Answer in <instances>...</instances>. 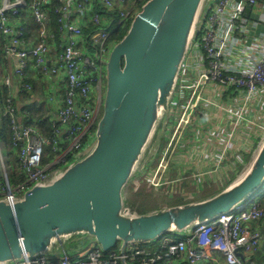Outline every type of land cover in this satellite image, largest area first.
Here are the masks:
<instances>
[{"label":"built area","instance_id":"2783aa9c","mask_svg":"<svg viewBox=\"0 0 264 264\" xmlns=\"http://www.w3.org/2000/svg\"><path fill=\"white\" fill-rule=\"evenodd\" d=\"M53 1L55 19L50 14ZM143 1L0 0V200L12 202L33 184L47 182L89 142L100 110L101 60L112 42L110 36ZM260 3L212 2L195 42L203 64L194 68L193 81L182 85L189 96L178 107L165 148L153 163L150 185L165 180L174 145L191 124L194 108L207 101L203 96L207 84H219L227 94L243 93L241 107L222 106L234 124L250 116L247 103L257 92H264V34L246 46L236 29L245 28L246 5L253 8ZM232 50L235 61L227 66ZM242 60L248 65L240 66ZM24 94H38V105L27 107L21 99ZM35 112L43 114L42 129ZM45 129H52L54 135ZM48 148L52 158L46 160ZM253 196L235 210L197 224L189 235H161L152 249L127 244L123 253L104 252L97 243H90L74 254L24 256L9 264H202L212 261L214 253L226 264H253L250 255L259 247L264 221L261 196Z\"/></svg>","mask_w":264,"mask_h":264},{"label":"water","instance_id":"95a60500","mask_svg":"<svg viewBox=\"0 0 264 264\" xmlns=\"http://www.w3.org/2000/svg\"><path fill=\"white\" fill-rule=\"evenodd\" d=\"M213 1L145 0L138 7L101 60V114L89 142L47 182L12 202L0 200V264L74 254L90 243L104 252L118 245L123 253L127 244L154 242L168 232L189 235L261 188L264 126L245 167L213 193L182 200L139 181L169 139L181 74ZM140 188L152 200L134 197ZM155 201L160 207L147 210Z\"/></svg>","mask_w":264,"mask_h":264},{"label":"crops","instance_id":"0c3cea01","mask_svg":"<svg viewBox=\"0 0 264 264\" xmlns=\"http://www.w3.org/2000/svg\"><path fill=\"white\" fill-rule=\"evenodd\" d=\"M260 1L258 6L249 9L245 28L242 29V26H239L236 29L239 41L246 46H250L254 38L264 34V0ZM30 22L32 20H28V24ZM88 32L85 27L84 34ZM196 38L187 56L178 87V96L180 97L181 94L183 101L189 96V91L185 90L182 85L193 81L194 68L202 65L204 61L202 53L195 46ZM234 61L232 50L228 54L227 66ZM247 65L245 60L240 62V66ZM203 96L207 102L198 103L194 108L191 124L181 135L179 143L173 147V160L164 176L165 180H162L160 186L156 187L160 193L165 192L175 197L182 196L177 199L200 198L223 187L245 167L257 146L264 126V92H257L250 99L246 106L250 116L244 117L238 124L232 122L222 106L241 107L244 102L243 93L227 94L221 85L210 83L204 87ZM21 99L27 107H35L38 105L39 96L37 94L29 97L24 94ZM175 120H173L170 131L175 125ZM153 163L148 164L145 173L140 177V183L149 184ZM159 203L160 201L152 202L147 210L159 208ZM260 224L263 235L259 247L254 252L259 251V255L264 259V221ZM157 240L146 243L145 249L154 248ZM250 258L252 260L253 256ZM213 261L226 264L219 253L213 254L212 261L202 264H213ZM179 264H185V261H179Z\"/></svg>","mask_w":264,"mask_h":264},{"label":"trees","instance_id":"16d2710c","mask_svg":"<svg viewBox=\"0 0 264 264\" xmlns=\"http://www.w3.org/2000/svg\"><path fill=\"white\" fill-rule=\"evenodd\" d=\"M145 1V0H144ZM143 1V2H144ZM56 5V3L53 1L52 3H51V9H50V14H51V16H52V18L53 19H55V14L53 13V7ZM52 24H54L53 23V20H52ZM122 27L121 26H119L112 34H111V36H110V40L111 41H113V40H117V39H120L121 37H122V35L125 33V31H120V29H121ZM1 41V40H0ZM0 59H3V56H2V54H1V52H0ZM36 114H37V118L38 119H40L39 121H37V124H38V127L39 128H43V126L45 125V120L43 119L42 120V117H43V114L42 113H39L38 114V112H35ZM45 131H46V133L47 134H51V136H53L54 135V132H53V130L51 129L50 131H48V130H46L45 129ZM3 134H4V138H5V140H6V142H8V130H7V127H5L4 128V130H3ZM47 152H51V150L48 148L47 149ZM18 178H21V175H18ZM264 190V182H263V185L261 186V188L259 189V190ZM260 196H261V204H264V191L260 194ZM112 250H115V251H118V245L115 247V248H112ZM254 252V251H253ZM252 252V253H253ZM257 253V254H256ZM260 253H259V251L257 252H254V254L252 255H250V257H252L253 256V258H252V260H253V264H264V259H263V257L261 256V255H259Z\"/></svg>","mask_w":264,"mask_h":264},{"label":"rangeland","instance_id":"374dc122","mask_svg":"<svg viewBox=\"0 0 264 264\" xmlns=\"http://www.w3.org/2000/svg\"><path fill=\"white\" fill-rule=\"evenodd\" d=\"M141 4L142 3H140L139 4V6H141ZM138 6V7H139ZM138 7H137V9H138ZM130 20H131V18H129L127 21H125L124 22V24L121 26L122 28L120 29V31H125L126 29H127V27H128V24H129V22H130ZM2 47H1V45H0V49H1ZM102 89V88H101ZM181 94H180V97H179V100H178V107H180L181 105H183V100L181 99ZM99 114H98V116L95 118V122H97L98 121V119H99V117H100V114H101V109L99 110V112H98ZM178 113H180V112H178ZM96 126V125H95ZM95 126L93 127V129H92V133L94 132V130H95ZM6 152H7V147L6 148H3V150H2V153H3V155H6ZM44 157H45V159L46 160H49V159H51L52 158V155L50 154V153H46L45 155H44ZM170 167V166H169ZM147 185V183H145V182H143L142 183V186L144 187V186H146ZM137 191H138V193H134V197H142L143 199H145V200H149L150 199V197L148 196V195H144V193L142 192V188H140V189H137ZM143 195V196H142ZM133 197V196H132ZM150 200H152V199H150ZM138 202H140L141 201V199H139V200H137ZM142 203H144V202H142ZM146 243H144V244H140V246H142V247H146V245H145ZM110 251H113L112 249L110 250ZM110 251H107V252H110Z\"/></svg>","mask_w":264,"mask_h":264},{"label":"bare ground","instance_id":"6f19581e","mask_svg":"<svg viewBox=\"0 0 264 264\" xmlns=\"http://www.w3.org/2000/svg\"><path fill=\"white\" fill-rule=\"evenodd\" d=\"M205 103L207 102V101H204ZM264 190H258L256 193H255V195L253 196V198L254 197H256V196H258L259 194H261L262 192H263Z\"/></svg>","mask_w":264,"mask_h":264},{"label":"flooded vegetation","instance_id":"af4514ba","mask_svg":"<svg viewBox=\"0 0 264 264\" xmlns=\"http://www.w3.org/2000/svg\"><path fill=\"white\" fill-rule=\"evenodd\" d=\"M101 109V108H100Z\"/></svg>","mask_w":264,"mask_h":264}]
</instances>
